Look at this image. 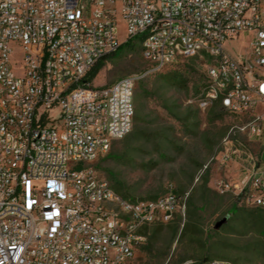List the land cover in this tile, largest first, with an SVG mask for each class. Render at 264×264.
Masks as SVG:
<instances>
[{
	"label": "built area",
	"instance_id": "obj_1",
	"mask_svg": "<svg viewBox=\"0 0 264 264\" xmlns=\"http://www.w3.org/2000/svg\"><path fill=\"white\" fill-rule=\"evenodd\" d=\"M139 39L147 72L84 83ZM192 59L205 77L191 103L240 123L220 144L215 189L264 209V0H0V264H136L143 230L183 200L172 185L126 199L95 164L132 132L137 84Z\"/></svg>",
	"mask_w": 264,
	"mask_h": 264
},
{
	"label": "rangeland",
	"instance_id": "obj_2",
	"mask_svg": "<svg viewBox=\"0 0 264 264\" xmlns=\"http://www.w3.org/2000/svg\"><path fill=\"white\" fill-rule=\"evenodd\" d=\"M242 47L245 40L231 46L235 52ZM149 68L135 40L113 54L92 85L110 86ZM174 73L186 87L159 80ZM204 77V62L192 59L143 78L135 89V97L142 95L145 103L142 121L136 117L130 135L95 164L103 178L113 186L112 176L134 201L158 198L170 185L183 200L184 209L170 222L143 230L146 242L137 251L136 264H200L205 259L264 264V209L240 206L215 189L223 173L215 161L220 144L240 123L219 106L202 112L191 103L201 94ZM59 115L56 110L55 118Z\"/></svg>",
	"mask_w": 264,
	"mask_h": 264
},
{
	"label": "trees",
	"instance_id": "obj_3",
	"mask_svg": "<svg viewBox=\"0 0 264 264\" xmlns=\"http://www.w3.org/2000/svg\"><path fill=\"white\" fill-rule=\"evenodd\" d=\"M137 42H139L140 44L142 43V39H139V40H136ZM133 41H128L124 44H122L120 46V48L118 49V51H121L127 47H130L131 46V43ZM142 48V47H141ZM113 56L112 55H108V56H105L104 58H102L97 64L96 66L93 68V70L87 75L86 79L84 80V83L86 85H92V83L94 82V80L99 76L100 72L103 70V68L105 67V63ZM163 74V73H161ZM161 74H157V75H161ZM156 76V75H155ZM159 80L166 84V85H170L171 83L174 84L175 86H183V87H186V83L185 81L182 80L181 76H179V74L177 73H174L172 75H166V76H159ZM138 85V84H137ZM203 87H204V83H203ZM141 92H144V91H141ZM144 99L142 97V95H137V97H135V107H136V113H135V118L137 117V121L138 122H141L142 121V115H143V112H144V109H145V105H144ZM167 110V109H165ZM137 129H138V126H137ZM138 131V130H137ZM151 141V140H149ZM111 180L114 182L113 184V188L119 193L121 194L123 197H125L126 199H130V197L128 195H125L123 193V190H122V186L117 182L115 181V179L111 176L110 177ZM207 183V181L205 182ZM157 199V197H154L152 198L151 200H155ZM132 200V199H130ZM134 201V200H132ZM263 248H264V245H263ZM210 262L212 261H208V260H204L202 261L200 264H209Z\"/></svg>",
	"mask_w": 264,
	"mask_h": 264
},
{
	"label": "water",
	"instance_id": "obj_4",
	"mask_svg": "<svg viewBox=\"0 0 264 264\" xmlns=\"http://www.w3.org/2000/svg\"><path fill=\"white\" fill-rule=\"evenodd\" d=\"M225 222H226V220L221 221V222L217 225V228H218L219 226H221L222 224H224Z\"/></svg>",
	"mask_w": 264,
	"mask_h": 264
},
{
	"label": "crops",
	"instance_id": "obj_5",
	"mask_svg": "<svg viewBox=\"0 0 264 264\" xmlns=\"http://www.w3.org/2000/svg\"><path fill=\"white\" fill-rule=\"evenodd\" d=\"M221 176H223V173H222ZM221 176H220V177H221ZM228 176H229L230 178H235L236 175L234 174V175H228ZM220 177H219V178H220ZM215 184H216V183H215Z\"/></svg>",
	"mask_w": 264,
	"mask_h": 264
}]
</instances>
